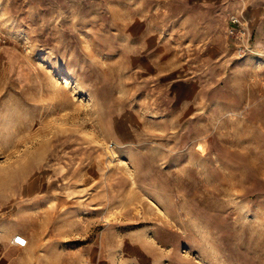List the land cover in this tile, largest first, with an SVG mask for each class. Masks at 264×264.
Segmentation results:
<instances>
[{"label":"rangeland","instance_id":"374dc122","mask_svg":"<svg viewBox=\"0 0 264 264\" xmlns=\"http://www.w3.org/2000/svg\"><path fill=\"white\" fill-rule=\"evenodd\" d=\"M149 11L0 0V234L28 263L264 264V52L227 15L182 56Z\"/></svg>","mask_w":264,"mask_h":264},{"label":"crops","instance_id":"0c3cea01","mask_svg":"<svg viewBox=\"0 0 264 264\" xmlns=\"http://www.w3.org/2000/svg\"><path fill=\"white\" fill-rule=\"evenodd\" d=\"M144 1L147 2L149 13L154 18V24L160 23L158 18L161 17L164 30H168L171 34L172 40L166 43L170 48H182V56L186 55V48L197 47L194 43L197 35L189 32L194 31V34L198 36L205 33V37L211 39L212 34L217 32L220 23L227 15L240 17L251 33L250 46L254 45L253 48L264 52V0ZM174 32L175 35H172ZM118 46L120 45L115 43V47ZM205 46L212 47L211 43L210 45L206 43ZM178 54V52H172L171 57H176ZM12 238L0 234V264H39L28 263L23 253L12 245ZM24 238L27 240L25 249H28L29 241L26 237Z\"/></svg>","mask_w":264,"mask_h":264},{"label":"built area","instance_id":"2783aa9c","mask_svg":"<svg viewBox=\"0 0 264 264\" xmlns=\"http://www.w3.org/2000/svg\"><path fill=\"white\" fill-rule=\"evenodd\" d=\"M232 23L236 24L238 23L237 20H233ZM231 35H233V32H231ZM234 38L237 39L240 43L237 45L235 51L238 54V56H243L247 51H249L248 47V41L249 36L247 35L246 31L244 29H236L234 31ZM27 240L21 236V235H15L12 238V245L18 247V248H25Z\"/></svg>","mask_w":264,"mask_h":264},{"label":"bare ground","instance_id":"6f19581e","mask_svg":"<svg viewBox=\"0 0 264 264\" xmlns=\"http://www.w3.org/2000/svg\"><path fill=\"white\" fill-rule=\"evenodd\" d=\"M26 244H27V243H26ZM26 247H27V245H26ZM26 247H25V248H26ZM25 248H22V249H25Z\"/></svg>","mask_w":264,"mask_h":264}]
</instances>
